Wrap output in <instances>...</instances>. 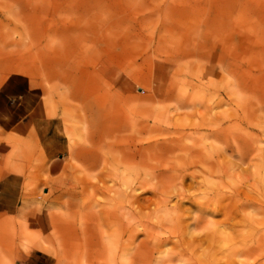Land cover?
<instances>
[{"label":"rangeland","instance_id":"rangeland-1","mask_svg":"<svg viewBox=\"0 0 264 264\" xmlns=\"http://www.w3.org/2000/svg\"><path fill=\"white\" fill-rule=\"evenodd\" d=\"M4 86L0 264H264V0H0Z\"/></svg>","mask_w":264,"mask_h":264},{"label":"crops","instance_id":"crops-1","mask_svg":"<svg viewBox=\"0 0 264 264\" xmlns=\"http://www.w3.org/2000/svg\"><path fill=\"white\" fill-rule=\"evenodd\" d=\"M14 92L11 89H7L6 86L2 87L0 89V95L1 93L4 94H14ZM16 179V180H14ZM5 184V185H4ZM2 188H3V192H5L7 190L8 194H5V196L3 198H7L8 200L6 201H1V196H0V213L1 212H11V209L16 207V202L15 199L17 197V177L16 176H12V175H8L7 178L5 179Z\"/></svg>","mask_w":264,"mask_h":264}]
</instances>
